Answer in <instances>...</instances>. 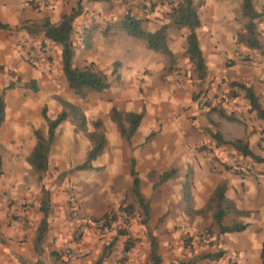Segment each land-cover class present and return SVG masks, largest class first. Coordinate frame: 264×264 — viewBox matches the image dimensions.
<instances>
[{"label": "crops", "instance_id": "obj_1", "mask_svg": "<svg viewBox=\"0 0 264 264\" xmlns=\"http://www.w3.org/2000/svg\"><path fill=\"white\" fill-rule=\"evenodd\" d=\"M33 2L35 0H0V23L6 26L4 29L0 28V68L4 66L3 69H6L21 60V47L19 48L14 43L15 40L21 39L24 32L15 29L16 27L25 21L41 24L47 19L52 23H57L62 15L71 12L76 3L75 0H50L48 7L39 9L33 7ZM81 6L88 21L91 19V13L96 15L105 11L103 1L100 0H82ZM255 8L258 11L263 9L264 0H255ZM138 11L137 18L142 20L141 26L145 30L154 31L159 27L158 21L154 19V16L159 14L158 11L153 13L148 6L143 9L146 12L143 14L144 16L141 15L140 8ZM199 15L201 22L198 31L199 46L207 72L202 80L195 77L193 87L199 83L201 85L208 82L220 83L224 89V95H221L225 100L221 102L224 108L232 106L230 111H237L236 102L241 97L248 110L250 106L248 100L244 98V92L240 91L238 87L232 88L230 84L233 81L241 82L251 86L257 96L260 92L264 93V48L262 50L253 49L236 43L237 33L244 23V20H241V0H236L234 4L231 3V0H215L209 11L205 7L200 10ZM78 17L75 18V21L79 19ZM179 30L181 36L176 44L173 46L168 41L169 49L175 55L182 53L186 47L187 30ZM88 32L91 34L87 43H83L84 41L75 34V30L72 32V35L75 34L71 38L74 47L73 65L79 67L75 62L80 51L81 60L84 63L93 62L100 70L107 73L111 72L114 62H118L117 74L119 78L114 80L109 88L101 92H90L86 97L91 93L104 92L107 93L106 99L111 100V104L108 106L109 110L115 107L125 112H140L142 110L144 112L139 126L130 139V147L120 136L116 125L117 130L111 131L110 135L114 141L111 155L114 159L102 158L106 164L105 178L101 183L105 187L115 188L117 201L123 203L124 200L131 198L130 203L136 212L138 206L130 193L132 176L129 171V160L132 157L135 160V170L140 179L141 194L150 207L147 228L140 223V216L138 223L135 222L138 214L132 221L130 234L133 243L130 250L126 253L123 251L125 238L123 235H117L116 232L114 237H117L116 239L113 237L112 243H116L117 254L105 255L104 251L101 252L98 256L99 258L104 255L101 264H113V260L117 259L120 250L122 255L125 254L124 259L119 262L120 264H153L149 257L148 231L155 236L161 264H182L181 261L189 264L190 262L191 264H225L229 258L235 259V264H264V171L260 173V170L264 169V163L253 161L255 165L252 169L253 171L255 169L256 173L252 171L247 172L246 175L236 174L234 170L224 167L222 162L220 163L221 156L215 152L213 155L210 151L203 155L196 150L194 147L195 137L193 140H186L175 133V130H179L178 128H181V133H184L185 129L181 118L177 120L162 119L165 105L176 108L178 103H185L184 99L179 102L177 96V92L181 88L179 83H172L166 79H164V84L157 83L168 66L167 57L147 48L144 41L131 36L118 34L105 38L103 31L91 27ZM167 33L168 40H170L172 30L168 29ZM205 34L208 35L204 36ZM51 44L59 54L58 46L52 42ZM211 63L212 66H210ZM188 73L190 74V70ZM30 75L40 88L37 91L39 94L36 104L40 106L46 102L48 106L52 105L53 109H56L55 112L58 113L61 106L59 104L56 106L55 101L49 96V94L59 91L58 84L55 81L45 82L39 69L34 70ZM163 78H172V75L169 73ZM64 82L67 85L65 76ZM228 89L231 91L228 92ZM75 96L77 97V95ZM79 99L84 98L79 97ZM189 100L190 97L186 99V102ZM259 102L264 106L260 99ZM57 113H52L49 117L53 118ZM153 113L160 116H152ZM250 115L253 121L245 120V125H242L241 128L238 127L237 122L230 123L226 131L223 129L220 130V133L225 140L244 138L248 141L254 154L264 157V120L257 118L254 111H251ZM201 119H204V116L197 118L195 122H198L201 127L209 126V124H204ZM232 119L234 120V118ZM74 129L76 130V127ZM157 130H159L158 133L155 132ZM202 138L206 139V136L202 134ZM107 141L108 138H106V145L101 155L108 154L104 151L109 142ZM258 141H260L259 146L256 144ZM187 142L192 143V146H187ZM27 156L25 163L30 166L26 159ZM188 165L189 172H185ZM171 168H175V175L165 181H159L160 176ZM185 181L189 189L188 204L183 196ZM222 181L226 183V197L234 203L238 210L247 212L244 215L227 214L223 223L225 225L234 222L246 224L242 231L219 233L211 212L200 214L191 212L204 208L214 188ZM70 203L72 206L68 208V211L72 217H76L78 206L76 203L74 205V202ZM73 209L76 215L73 214ZM63 211L65 208L62 206L57 212L60 213L58 219L61 225L56 230L50 226L49 218L50 227L45 232L40 245L41 251L37 254L34 240L35 230L40 219L37 223L27 226L9 222L6 212L0 208V264H33L37 260H41L43 264H51V257L60 256V249L66 247L71 239L67 236L66 242L63 240V236L66 235L65 229L62 228L64 222L60 220L63 218ZM85 214L86 212H81L84 217ZM29 217L32 218V216ZM208 228H211V238L203 241L201 234ZM49 240L52 242L48 246L47 241ZM75 245L72 244V246ZM216 252H222V255L216 259L197 258L204 253Z\"/></svg>", "mask_w": 264, "mask_h": 264}, {"label": "rangeland", "instance_id": "obj_2", "mask_svg": "<svg viewBox=\"0 0 264 264\" xmlns=\"http://www.w3.org/2000/svg\"><path fill=\"white\" fill-rule=\"evenodd\" d=\"M37 1L35 0L33 2V7L45 9V7L39 6ZM100 1H103L105 11H101V13H97L96 15H92L91 13L90 23L85 18L84 9L82 10L81 16L78 17L79 19L77 21L74 20L73 30L84 41L83 43H87L89 40L88 38L91 33L88 32V29L90 27L93 29L99 28L103 31L105 38H110L118 34L127 35L119 27V22L124 14L129 12L131 15L138 17V9L140 8V13L144 16L143 14L146 12L143 9L147 6L153 13L158 11L159 14L157 13L158 15L154 16V19L158 21L159 26L164 23H169L170 8L178 0ZM196 1L199 2L198 11L200 14V10H203L205 7L209 11L215 0ZM235 1L231 0V3L233 2L234 4ZM87 14L89 13L87 12ZM241 18V20H244V23L239 32L243 30L246 23V19L242 16ZM42 24L43 22L41 24H35L25 21L19 27L15 28L24 32L21 39L15 40L16 42L14 43L19 48L21 47V60L11 67H6V69H3L4 66L0 68V70L3 69L0 71V91L7 84H14V87L7 90L4 95L5 119L0 128V170L2 172L0 174V208L6 212V218L9 222L20 223L25 226L31 225L32 223L35 224L40 219V213L38 211L39 201L44 196V191L47 190L50 195L51 205V213L49 216L50 226H53L56 230L61 225L58 219L60 213L57 212L63 206L65 211L62 213L63 218L60 219L64 222L62 228L66 232L63 240L66 242V238L69 236L71 239H69L67 246L79 243L80 245L75 246L87 250V253L82 258L71 262L64 261L60 256H52L51 264H92L103 251L105 255L117 254L116 243H112L113 237L118 227L126 228L128 232H132V221L138 214L135 220L138 223L139 209L134 212L127 224L123 221L124 215L118 211V220L108 225L107 230H103L99 225V218L111 210H118L121 203L115 199V188L105 187L101 183L105 178L104 170L106 164V161H103L104 159L102 158L108 157V159H114L111 155L114 141L110 134L116 127L114 122L110 121L108 115V106L111 104V100L106 99L107 93L104 92L91 93L84 99H79L78 96L76 97L73 94V91L64 82L60 53L57 54L51 42L44 38ZM168 29L172 30V37L168 41L174 46L181 36L180 30L173 26H170ZM258 31L260 40H262L264 35V21L258 24ZM75 34L72 36L74 37ZM207 35L205 34L204 36ZM58 48L60 52V47L58 46ZM78 54L80 55L75 63L79 67H83L87 62L84 63L81 60L80 51ZM163 55L168 59V66L165 68L157 83L164 84V79L170 80L172 83H179L181 88L177 92V96L180 100L179 102L184 99L185 103H178L179 105L176 108L165 105L163 107L162 119L177 120L181 118L185 129L184 133H181V128L175 130V133L179 137H184L186 140H193L195 137L194 140L196 142L194 147L196 150L203 153V155L209 153V151L212 155L215 152L218 156H221L220 163L222 162L221 164L224 167L234 171L243 170L242 174L245 172V175L247 172H252V168L255 165L253 160L249 157L241 156L228 145L217 143L214 138L212 139L216 131L220 132L223 129L226 131L230 123L237 122L238 127L241 128L242 125H245V120L249 119L253 121L251 120V115L249 116L251 111L245 108L241 97L236 102V105H238L237 111H230L232 106L224 108L221 105V102L225 101L224 97L221 96L224 95L222 84L208 82L202 85L199 83L196 87H193L195 79L192 71L193 67L184 55V51L176 55L173 54V63H170L169 57L166 54ZM32 58H36L37 60L34 62ZM212 65L211 63L210 66ZM38 69L41 71L45 82L55 81L58 84L59 91L49 94L55 101L56 106L58 104L60 105L57 98L72 101L80 107L88 120L86 131L79 132L75 130V126L69 120L61 123L57 127L55 138L50 147L48 169L41 178L25 163V157L29 154L35 143L34 130L39 129L43 133L46 132V122L42 116V109L45 107L48 117H51L52 113L56 114L57 112H55L56 109H53L52 105L48 106L46 102H43L40 106L36 104L39 94L37 91L40 89L39 85L36 84V91H33L26 85L32 80L30 73L32 74L34 70ZM111 69H113V66H111ZM188 69L190 70V74L188 73ZM169 73L172 75V78H163L168 76ZM229 90L231 91V89H228V92ZM108 94L110 96V93ZM186 96L187 98L190 97L188 102H186ZM258 97L264 103V93L260 92ZM201 100H204L202 106L199 104ZM220 111L231 116L234 120L221 116ZM235 114L236 116H234ZM151 115L160 116L154 113ZM201 116H204V119H201L203 123L209 124V126L201 127L198 122H195ZM95 119L102 121L106 138L109 141H107V147L104 151L105 153L108 152V154L106 156L102 154L93 162L95 169L75 170L73 169L74 166L80 163L90 146L86 133L93 130L92 121ZM155 132L158 133L159 130ZM202 134L206 136V139L202 138ZM259 142L256 143L258 146L260 145ZM125 144L127 143L125 142ZM127 146L130 147L129 144ZM187 146H192V143L189 144L187 142ZM188 169L189 165L185 169V172H189ZM263 171L264 169H261L260 173ZM253 173H256L255 169ZM84 174L86 176H83ZM71 197L74 198V205L76 203L78 206V214L76 217H72L68 211V208L72 206L70 203ZM131 201L132 199L129 198L128 200H124L123 204L127 205ZM81 212H86V216H82ZM29 216H32V218L30 219ZM27 217L29 218L27 219ZM51 242L52 240L47 241V245L49 246ZM117 256V259L115 258L113 260V264H120L119 262L122 261L124 253L122 255V251L120 250V254Z\"/></svg>", "mask_w": 264, "mask_h": 264}, {"label": "trees", "instance_id": "obj_3", "mask_svg": "<svg viewBox=\"0 0 264 264\" xmlns=\"http://www.w3.org/2000/svg\"><path fill=\"white\" fill-rule=\"evenodd\" d=\"M75 6L70 13L61 16L57 23H52L49 20H44L42 24V33L45 39L56 44L60 47V56L62 63V71L65 76L69 89L73 91L75 95L80 98H85L90 92H101L109 88L114 80L119 78L117 74L118 62H114L113 69L110 73L98 69L93 62L85 64L83 67H76L73 65L74 47L72 41L73 22L76 17L82 13V0H75ZM199 2L196 0H178L172 4L170 8V22L160 25L154 31H147L141 26L142 20L131 15L129 12L125 13L119 22V27L129 36L138 38L145 42L147 48L154 51L166 54L169 57L170 63L174 61V55L168 46V34L167 30L170 26L175 28H185L187 30L186 35V47L184 55L192 64V71L196 78L204 79L206 76V65L199 46L198 30L201 26L199 18ZM241 16L246 19V23L241 32L236 36V43L243 44L248 48L260 49L264 48V40H260V34L258 31V24L264 21V8L260 11L255 8V0H241ZM0 28L4 29L6 26L0 23ZM264 39V35H263ZM37 58V57H36ZM31 61V60H30ZM33 91L37 90V86L34 80H31L26 84ZM232 88L238 87L244 92V98L248 100L249 110L254 111L257 118L264 120V107L259 102L258 96L253 91L251 86H247L241 82H231ZM14 87L13 83L5 85L0 91V127L4 120L5 115V99L4 95L8 89ZM235 95V93H232ZM232 95V96H233ZM61 105V110L50 118L46 115L45 108L42 110V116L45 119L47 129L43 133L41 130H34L35 144L27 156V162L32 169L41 178L48 169L49 165V152L51 144L55 138L56 129L63 121H71L77 131H86L88 120L83 111L74 103H71L62 98H57ZM221 116L228 119H232L231 116L226 115L224 112H219ZM109 118L117 126L120 136L130 144V139L139 126L144 112H132V111H120L115 107L109 110ZM93 130L87 132L86 135L89 139L90 146L86 152L85 158L82 163L74 166L75 170L95 169L93 162L101 155L106 145L105 131L100 119L92 121ZM213 137L220 144H226L233 150L237 151L241 156L249 157L251 160L257 163H264V157L256 155L249 147L248 141L244 138H235L232 140H225L219 131L213 134ZM1 167V162H0ZM129 171L132 176V184L130 187V193L137 203L139 209L140 223L146 228L148 227V220L150 216V207L148 202L142 196L140 191V179L135 170V160L130 157ZM243 170H236V173L242 174ZM0 170V174H1ZM176 173L175 168H171L165 171L159 181H165L173 177ZM244 174V173H243ZM242 174V175H243ZM226 183L220 182L214 188L211 196L209 197L206 206L202 209L191 211L192 213H205L211 212L213 222L216 225L219 233L242 231L245 229L246 224L240 222H234L230 225L223 223L224 217L227 214L244 215L247 212L238 210L234 203L230 201L226 195ZM183 196L184 200L189 202V189L188 184H183ZM39 211L41 218L38 226L35 230L34 248L37 254L41 251V242L49 227V216L51 213L50 195L47 190L44 191V196L39 201ZM118 211L124 215V223H129V219L134 214V206L131 203L124 205L121 203L118 210H111L105 213L99 220L105 221L106 224L111 225L118 220ZM188 211V210H187ZM98 221V220H97ZM211 233V228L205 230ZM203 231V232H205ZM123 235L125 237L123 251L126 253L130 250L133 238L130 232L126 228L118 227L117 235ZM150 239V253L149 257L153 264H161V258L157 250V242L155 236L148 231ZM117 236L114 237L116 239ZM114 241V240H113ZM112 241V242H113ZM222 255V252L216 253H204L197 258H209L216 259ZM104 255L100 256L93 264H101ZM125 257V254H124ZM123 257V259H124ZM182 264H189L186 262H180ZM25 264V263H24ZM33 264H43L41 260L35 261ZM175 264V263H170ZM191 264V262H190Z\"/></svg>", "mask_w": 264, "mask_h": 264}, {"label": "built area", "instance_id": "obj_4", "mask_svg": "<svg viewBox=\"0 0 264 264\" xmlns=\"http://www.w3.org/2000/svg\"><path fill=\"white\" fill-rule=\"evenodd\" d=\"M37 4L41 7H48L50 5V0H38ZM32 60L35 62L37 59L32 58ZM200 106L204 104V100H201L199 102ZM71 202H74V198L71 197ZM73 214L76 215V212L74 209L72 210ZM99 225L103 230L108 229V224L105 223V221L100 220ZM211 238V234L209 232H203L201 234V240H209ZM87 253V250L85 248L76 247V246H66L60 251V257L64 261H76L80 258H82ZM225 264H235V259L229 258L227 259Z\"/></svg>", "mask_w": 264, "mask_h": 264}]
</instances>
